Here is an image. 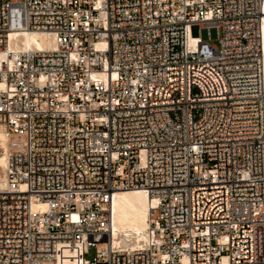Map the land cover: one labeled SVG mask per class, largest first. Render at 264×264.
<instances>
[{
    "label": "built area",
    "instance_id": "1",
    "mask_svg": "<svg viewBox=\"0 0 264 264\" xmlns=\"http://www.w3.org/2000/svg\"><path fill=\"white\" fill-rule=\"evenodd\" d=\"M263 20L264 0H0V264H264ZM120 190L151 202L133 247Z\"/></svg>",
    "mask_w": 264,
    "mask_h": 264
},
{
    "label": "bare ground",
    "instance_id": "2",
    "mask_svg": "<svg viewBox=\"0 0 264 264\" xmlns=\"http://www.w3.org/2000/svg\"><path fill=\"white\" fill-rule=\"evenodd\" d=\"M262 49H263V79H264V20L262 23ZM18 48L49 50L55 46L48 34L43 32H12L9 35L7 50L13 51ZM5 51L0 52V58L4 57ZM7 151L5 136L0 131V190L6 186L4 168L6 165ZM150 198L141 190H120L115 192L112 199V242L123 243L124 247H133L137 243L147 239V231L151 219ZM153 204V203H152ZM39 208V204H33V209ZM61 256L60 262L64 264H79L80 256L75 253L72 259ZM71 258V257H69Z\"/></svg>",
    "mask_w": 264,
    "mask_h": 264
},
{
    "label": "rangeland",
    "instance_id": "3",
    "mask_svg": "<svg viewBox=\"0 0 264 264\" xmlns=\"http://www.w3.org/2000/svg\"><path fill=\"white\" fill-rule=\"evenodd\" d=\"M212 45H216L217 44V40H212L210 42ZM75 253L79 254L78 251H74L72 254H71V258H67V259H72V257H74ZM94 256V250L91 249L90 253L86 256V259H92V257Z\"/></svg>",
    "mask_w": 264,
    "mask_h": 264
}]
</instances>
